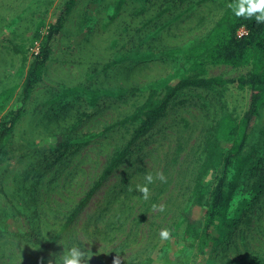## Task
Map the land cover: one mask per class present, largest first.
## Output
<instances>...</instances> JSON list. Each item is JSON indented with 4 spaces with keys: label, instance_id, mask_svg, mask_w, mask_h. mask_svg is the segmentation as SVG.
Instances as JSON below:
<instances>
[{
    "label": "rangeland",
    "instance_id": "rangeland-1",
    "mask_svg": "<svg viewBox=\"0 0 264 264\" xmlns=\"http://www.w3.org/2000/svg\"><path fill=\"white\" fill-rule=\"evenodd\" d=\"M113 1H75L42 79L6 140L0 159V264H55L64 252L61 240L84 245L88 264L145 261L156 258L159 246L166 264L263 260L264 108L244 149L249 164L227 216L215 224L210 241L198 246L184 241L180 221L204 136L222 115L240 118L249 92L229 82H189L173 93L164 85L179 74L194 81H234L249 74L250 66L206 63L198 76L180 55L167 56L202 40L233 0H125L111 18ZM63 2L0 0V91L14 90L0 103V121L17 106L36 37L45 34ZM152 93L159 109L134 137L139 121L125 119ZM54 140L63 145L51 151L46 145ZM122 149L120 162L101 180ZM148 173L154 182L144 199L137 186ZM217 175L210 172L204 182L212 188ZM201 216L200 209L192 215ZM165 228L172 236L161 240ZM30 232L37 233L41 247L32 246Z\"/></svg>",
    "mask_w": 264,
    "mask_h": 264
},
{
    "label": "trees",
    "instance_id": "trees-1",
    "mask_svg": "<svg viewBox=\"0 0 264 264\" xmlns=\"http://www.w3.org/2000/svg\"><path fill=\"white\" fill-rule=\"evenodd\" d=\"M76 0H64L59 13L51 23L43 36H37L39 41L37 51L32 54L31 61L25 72L18 96L17 106L12 108L0 121V159L4 155L6 140L11 135L16 124L24 112V106L31 97L36 86L42 79L46 65L52 54L56 38L60 35L66 17L72 10ZM125 0H114L111 18L117 16ZM238 0L230 2L237 3ZM244 31L240 36L239 32ZM13 50L19 51L13 45ZM180 55L188 65V70L194 75L205 74V64L212 66L224 65L232 68L250 66L249 74L234 81H220L213 79L209 81L187 78L179 74L164 83L167 92L175 90L189 82H201L203 84H225L234 83L240 88H246L249 92L248 105L240 118L224 114L210 125L207 129L202 147V160L197 168L194 185L186 200V205L181 213L180 223H184V241L196 243L203 246L212 237L211 230L217 222H224L227 210L233 196L240 184L242 175L249 164L248 157L244 154L247 141L253 132L259 112L264 108V22H257L255 16L236 17L228 6L222 17L215 22L202 40L186 49H174L167 52V56ZM25 61V58H23ZM13 88L0 91V103L7 102L12 94ZM154 93L148 95L145 102L126 121L138 120L139 125L135 136H139L152 121L158 111V107L152 104ZM144 116V119L141 117ZM63 143L54 140L52 144L46 145L51 151L60 147ZM125 149L118 152L111 164L101 177V180L120 162ZM218 173L215 183L210 188L204 179L210 172ZM260 188V186H256ZM84 199L72 215L77 214L82 208ZM196 209L202 210V216L193 218ZM29 241L34 247H41L42 243L37 233L30 232ZM49 247L45 246L44 249ZM162 246L156 249L155 256L145 261H130L121 264H166L165 257L161 255ZM246 264H264V259L258 262Z\"/></svg>",
    "mask_w": 264,
    "mask_h": 264
},
{
    "label": "clouds",
    "instance_id": "clouds-1",
    "mask_svg": "<svg viewBox=\"0 0 264 264\" xmlns=\"http://www.w3.org/2000/svg\"><path fill=\"white\" fill-rule=\"evenodd\" d=\"M236 17H248L251 18L255 16V20L259 22H264V0H238L237 3H232L228 5ZM163 177H161L162 179ZM145 183L143 185L137 186L138 191L142 193L144 199L148 198L149 187L148 185L154 182V176L148 173L145 176ZM152 207L156 209L158 205L153 204ZM163 210V209H161ZM161 240H168L171 238L172 233L169 229H162L159 233ZM64 246V252L62 255L57 257L55 264H88V259H86V250L76 243L66 246L62 240L60 241Z\"/></svg>",
    "mask_w": 264,
    "mask_h": 264
}]
</instances>
